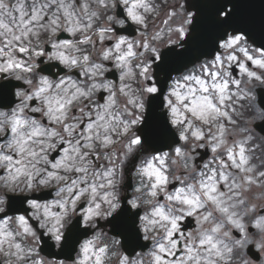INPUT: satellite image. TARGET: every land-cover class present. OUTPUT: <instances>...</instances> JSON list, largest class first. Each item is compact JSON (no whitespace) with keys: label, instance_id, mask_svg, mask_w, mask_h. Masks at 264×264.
Masks as SVG:
<instances>
[{"label":"clouds","instance_id":"1","mask_svg":"<svg viewBox=\"0 0 264 264\" xmlns=\"http://www.w3.org/2000/svg\"><path fill=\"white\" fill-rule=\"evenodd\" d=\"M190 3L0 0V264H264V47L228 28L166 79ZM157 100L159 151L139 131Z\"/></svg>","mask_w":264,"mask_h":264},{"label":"water","instance_id":"2","mask_svg":"<svg viewBox=\"0 0 264 264\" xmlns=\"http://www.w3.org/2000/svg\"><path fill=\"white\" fill-rule=\"evenodd\" d=\"M264 0H191V7L197 8V17L193 25L192 46L185 60H169L167 52L162 55V67H157V72L164 71L166 79L170 73L182 70L186 64L199 55L211 56L216 48L217 38H223L225 30L234 28L237 31H247L249 38L254 43L264 47ZM228 5H232V12L227 14L224 20L219 19V14L226 11ZM163 91L165 81H161ZM159 100L151 102L149 114L145 118V124L141 127V134L146 144L157 146L158 150L167 147L168 133L166 121L156 114L155 108L160 104Z\"/></svg>","mask_w":264,"mask_h":264},{"label":"flooded vegetation","instance_id":"3","mask_svg":"<svg viewBox=\"0 0 264 264\" xmlns=\"http://www.w3.org/2000/svg\"><path fill=\"white\" fill-rule=\"evenodd\" d=\"M190 225H191V220L189 219V221L186 222L185 227H188Z\"/></svg>","mask_w":264,"mask_h":264}]
</instances>
